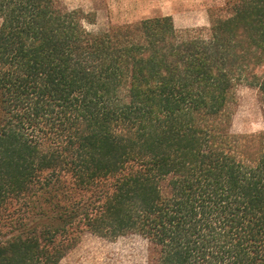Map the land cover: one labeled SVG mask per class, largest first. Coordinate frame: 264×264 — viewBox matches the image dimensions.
I'll list each match as a JSON object with an SVG mask.
<instances>
[{"label":"trees","instance_id":"16d2710c","mask_svg":"<svg viewBox=\"0 0 264 264\" xmlns=\"http://www.w3.org/2000/svg\"><path fill=\"white\" fill-rule=\"evenodd\" d=\"M225 10V11H224ZM63 0H0V264H60L85 233L139 234L151 264H264V0L208 27L94 32Z\"/></svg>","mask_w":264,"mask_h":264},{"label":"rangeland","instance_id":"374dc122","mask_svg":"<svg viewBox=\"0 0 264 264\" xmlns=\"http://www.w3.org/2000/svg\"><path fill=\"white\" fill-rule=\"evenodd\" d=\"M226 1L63 0L69 8H80L93 15L94 21H85V26L94 32L157 15H171L176 27L180 29L208 27L212 15L217 14L220 8H226ZM232 129L244 133L264 129V99L258 88L246 83L237 87ZM60 264H151L150 243L139 234L109 240L85 233Z\"/></svg>","mask_w":264,"mask_h":264}]
</instances>
